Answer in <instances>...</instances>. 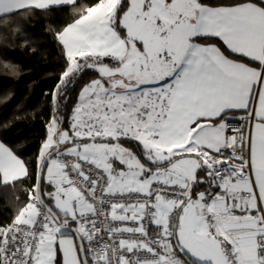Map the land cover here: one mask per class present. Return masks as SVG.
Wrapping results in <instances>:
<instances>
[{
  "label": "snow or ice",
  "instance_id": "snow-or-ice-1",
  "mask_svg": "<svg viewBox=\"0 0 264 264\" xmlns=\"http://www.w3.org/2000/svg\"><path fill=\"white\" fill-rule=\"evenodd\" d=\"M68 8L38 155L0 140V187L28 182L0 264H264V0H0V22Z\"/></svg>",
  "mask_w": 264,
  "mask_h": 264
},
{
  "label": "trees",
  "instance_id": "trees-1",
  "mask_svg": "<svg viewBox=\"0 0 264 264\" xmlns=\"http://www.w3.org/2000/svg\"><path fill=\"white\" fill-rule=\"evenodd\" d=\"M71 9L50 16L0 22V140L16 146L27 161H34L46 135L52 113V93L64 68L61 48L50 27L63 26ZM79 89L77 88V91ZM76 94L71 93V103ZM0 187V221L7 222L23 189Z\"/></svg>",
  "mask_w": 264,
  "mask_h": 264
},
{
  "label": "built area",
  "instance_id": "built-area-1",
  "mask_svg": "<svg viewBox=\"0 0 264 264\" xmlns=\"http://www.w3.org/2000/svg\"><path fill=\"white\" fill-rule=\"evenodd\" d=\"M238 124H243V121L239 120L238 118L232 120V125H233V126L238 125Z\"/></svg>",
  "mask_w": 264,
  "mask_h": 264
}]
</instances>
